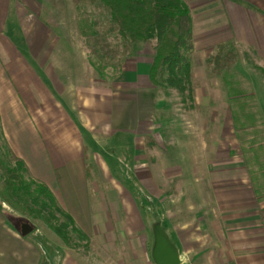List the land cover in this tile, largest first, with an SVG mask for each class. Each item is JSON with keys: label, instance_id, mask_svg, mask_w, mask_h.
Here are the masks:
<instances>
[{"label": "rangeland", "instance_id": "rangeland-1", "mask_svg": "<svg viewBox=\"0 0 264 264\" xmlns=\"http://www.w3.org/2000/svg\"><path fill=\"white\" fill-rule=\"evenodd\" d=\"M19 5L23 27L42 26L48 30L47 39H52L53 34L58 41L79 42V52H84L85 73L77 82L81 97L75 106L84 121L89 163L95 164L90 181L91 199L108 207L104 209L108 215L102 214L108 230L100 220L95 233L97 245L82 241L80 248L73 249L80 250L86 264H128L130 256H126L124 249L129 245L141 249L139 231L134 232L137 228L133 224H140L141 217L146 222L147 230L142 234L147 233L150 264L154 262L156 225L171 236L175 228L184 225L191 229L196 240L192 242L198 248L213 249V242L218 239L216 230L224 224L220 207L226 200L225 193L232 195L227 200L233 202L241 201L248 192L254 197L248 199L258 203L259 215L255 213V217L262 223L264 237V48L228 47L237 60L231 70L220 76L212 73L206 63L205 55L212 50L199 49L196 57L193 54V64L200 83L196 89L200 106L185 110L178 92L157 89L147 81L146 71L155 55V43L134 45L123 54L122 48L115 47L120 43L108 37L107 44H113L115 50L99 61L101 67L107 64L109 73L105 74L112 75L104 80L91 65V61L98 63L97 57H91V61L89 58L95 41L81 33L83 17L70 0H23ZM90 19L99 23L97 29L104 30L109 24L106 11L102 15L92 11L88 23ZM87 31L86 28L84 32ZM10 34L16 37L18 30L10 28ZM42 36L43 33L39 34L38 39L42 40ZM58 56L53 54L57 65ZM124 69L127 75L133 71L132 96L128 86L120 85L127 80L122 78ZM100 95L99 101L96 96ZM142 99L148 121L133 119L130 129L125 110L115 114L112 104L117 103L118 109L120 104L132 100L134 118ZM149 133L163 147L158 148L151 139L146 141ZM188 169L193 170L189 175ZM192 172L195 176H190ZM146 180L149 186L143 184Z\"/></svg>", "mask_w": 264, "mask_h": 264}, {"label": "crops", "instance_id": "crops-1", "mask_svg": "<svg viewBox=\"0 0 264 264\" xmlns=\"http://www.w3.org/2000/svg\"><path fill=\"white\" fill-rule=\"evenodd\" d=\"M184 1L194 20V57L199 49L214 51L220 44L233 50L238 47L264 48V0ZM21 2L23 0H12L9 8L10 0H0L1 126L9 147L24 161L30 176L49 187L59 205L73 217L94 246L97 245L95 233L100 220L104 221L105 231L108 230L107 219L102 217L107 214L108 207L104 202L91 199L92 175L91 178L88 175V166H93V172L95 164L89 163L84 121L77 115L79 108L75 106L81 97L77 82L85 73L84 52H79V42L58 41L53 34L52 39H47V29L42 26L23 27ZM13 27L18 30L16 37L10 34ZM42 33V40H39ZM212 51L205 55L206 59ZM54 53L59 55L58 65ZM149 66L146 71L148 82ZM131 73L132 70L125 74L124 69L122 78L125 76L127 80L120 84L129 87H126L130 90L129 96L134 88ZM96 97L101 100V95ZM196 103L200 106L197 90ZM112 106L115 114L125 110L130 129L133 119L140 118L141 123L148 121L143 99L134 118L132 100L120 104L118 109L115 108L117 103ZM149 135H146V141L151 139L158 148L163 147L154 135ZM190 171L193 170L188 169L187 175ZM190 176H195L194 172ZM143 184L149 186L147 180ZM225 194L226 200L220 207L224 224L216 230L218 239L213 242L216 246L213 249L198 248V244L192 242L196 240L192 238L191 229L184 225L173 230V237L166 231L179 252L181 264H264L262 223L255 217V213L259 215L258 203L249 200L254 199L249 192L241 201L235 202L227 200L232 198L231 194ZM23 219L20 213L0 201V264H86L80 250L63 246L54 234L32 221L31 229L23 234L26 225L21 224ZM140 220V224L137 221L133 224L137 228L134 232L139 231L137 238L141 249L133 248V245L124 249L126 256H130L128 264H143V261L150 264L147 261V233L142 234L146 222L142 217ZM153 239L155 245V237Z\"/></svg>", "mask_w": 264, "mask_h": 264}, {"label": "trees", "instance_id": "trees-1", "mask_svg": "<svg viewBox=\"0 0 264 264\" xmlns=\"http://www.w3.org/2000/svg\"><path fill=\"white\" fill-rule=\"evenodd\" d=\"M83 17L81 33L93 38L91 61L100 78L109 80L111 74L101 59L108 57L115 47L127 54L134 45L155 43L154 57L148 69L150 84L160 90L176 91L182 97L185 110L198 109L196 79L193 64L194 20L190 7L184 0H70ZM92 11L102 15L106 11L109 24L97 29V22L88 23ZM81 20V21H82ZM101 23V21H100ZM90 25V28L86 26ZM92 25V26H91ZM89 32H84L85 29ZM108 37L120 45L107 44ZM103 56V57H102ZM237 55L224 44L218 45L206 59L211 72L220 76L233 68ZM106 63V62H105ZM110 70V68H109ZM154 145L155 142H153ZM93 166H88L91 178ZM0 199L23 216L21 224L30 221L41 223L68 248L78 249L81 242L91 243L90 238L76 224L73 217L58 203L52 191L44 183L34 180L23 160L9 147L0 122Z\"/></svg>", "mask_w": 264, "mask_h": 264}, {"label": "water", "instance_id": "water-1", "mask_svg": "<svg viewBox=\"0 0 264 264\" xmlns=\"http://www.w3.org/2000/svg\"><path fill=\"white\" fill-rule=\"evenodd\" d=\"M27 229H31L28 224L24 226L23 234H26ZM154 237L153 260L155 264H181L177 248L161 225L155 226Z\"/></svg>", "mask_w": 264, "mask_h": 264}]
</instances>
